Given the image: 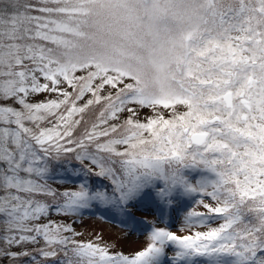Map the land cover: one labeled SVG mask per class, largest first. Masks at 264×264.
<instances>
[{
	"label": "snow or ice",
	"instance_id": "obj_1",
	"mask_svg": "<svg viewBox=\"0 0 264 264\" xmlns=\"http://www.w3.org/2000/svg\"><path fill=\"white\" fill-rule=\"evenodd\" d=\"M0 264H264V0H0Z\"/></svg>",
	"mask_w": 264,
	"mask_h": 264
},
{
	"label": "rangeland",
	"instance_id": "obj_2",
	"mask_svg": "<svg viewBox=\"0 0 264 264\" xmlns=\"http://www.w3.org/2000/svg\"><path fill=\"white\" fill-rule=\"evenodd\" d=\"M138 219H148L151 221L152 216L146 215L144 212H137ZM122 217L105 216L100 212L95 215L86 213L81 221L75 225L78 232L82 233L79 237L81 240H93L96 235H103L106 241L115 244L117 250L123 251L125 254L139 250L144 245V236L139 230L132 231L131 227L122 223ZM182 227L180 219L175 220L173 231H177Z\"/></svg>",
	"mask_w": 264,
	"mask_h": 264
}]
</instances>
